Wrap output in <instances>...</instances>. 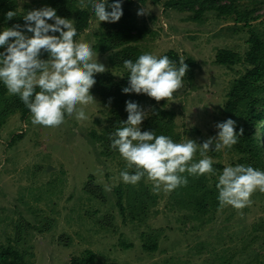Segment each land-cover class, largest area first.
Returning a JSON list of instances; mask_svg holds the SVG:
<instances>
[{
	"label": "rangeland",
	"instance_id": "rangeland-1",
	"mask_svg": "<svg viewBox=\"0 0 264 264\" xmlns=\"http://www.w3.org/2000/svg\"><path fill=\"white\" fill-rule=\"evenodd\" d=\"M131 1L130 19L136 27L146 28L139 40L130 43L139 56L147 53L158 58L174 50L195 62L192 80L185 76L184 87L174 94L177 101L159 103L175 113V143L192 139L197 144L192 162H198L204 158L200 143L218 134L217 123L231 118L237 129L242 122L240 115L225 112L224 105L232 81L249 67L244 61L249 31L264 30V0L238 1V9L250 12L241 22L235 21V13L220 16L209 10L193 20L192 11L165 8L163 0ZM45 2L7 0L22 16L43 8ZM87 3L80 0L78 5ZM145 7L150 11L138 15ZM5 28L1 24L0 31ZM101 31V22L92 14L77 41L92 46ZM219 48L237 52L240 61L230 67L217 64ZM115 52H98V61L106 66L104 73L118 80L124 71L111 65ZM91 93L95 101L84 108L87 120L66 115L63 124L51 128L34 126L31 113L22 117L17 112L0 127L2 246L18 249L30 264H73L88 252L93 255L90 264H264V193L255 192L251 206L242 210L209 201L208 210L200 213L183 204L181 200L190 194L180 187L154 194L146 178L136 185L124 183L120 172L126 162L111 148L109 134L127 120L126 103L105 102L100 93ZM138 104L148 113L142 131L152 108L147 102ZM100 135L108 137L105 144ZM258 136L264 151V131ZM206 156L215 170V175L205 174L211 187L227 166L243 164L264 171V165L249 159L238 143L218 152L210 150ZM103 184H110L112 191L106 194ZM91 186L94 193L87 189ZM144 242H155L156 248L147 250Z\"/></svg>",
	"mask_w": 264,
	"mask_h": 264
},
{
	"label": "clouds",
	"instance_id": "clouds-1",
	"mask_svg": "<svg viewBox=\"0 0 264 264\" xmlns=\"http://www.w3.org/2000/svg\"><path fill=\"white\" fill-rule=\"evenodd\" d=\"M88 3L99 22L115 23L123 16L122 0H113L111 11L107 10L108 0H88ZM149 11L145 7L137 14L145 15ZM15 16L14 11L6 14L9 20ZM23 19V26L17 24L0 32V47L5 49L0 52V82L10 94L19 95L31 113L34 126L59 127L66 115L77 121L87 120L84 108L95 101L90 91L96 83L95 74L107 71L98 61V52L89 43L75 40L77 29L71 20L57 15L52 7L28 11ZM43 53H48L47 59L41 58ZM123 67L128 72L129 85L122 91L147 94L157 102L177 101L174 94L184 87L189 70L183 57L177 67L167 55L157 58L147 53L135 62L125 59ZM126 111L128 118L121 122L123 127L111 136V148L118 150L126 162L120 177L131 185L146 178L154 194L171 193L186 186L188 179L184 173L215 175L213 161L206 154L210 150L231 148L244 135L242 127L236 131V121L231 118L217 123L218 134L200 143V155L204 158L193 163L198 150L194 140L175 143L168 136H156L154 131H141L148 113L137 102L127 101ZM216 187L221 208L232 206L242 210L251 206L255 192L264 193V171L243 164L227 166L219 175ZM103 190L110 193L112 186L103 184Z\"/></svg>",
	"mask_w": 264,
	"mask_h": 264
},
{
	"label": "trees",
	"instance_id": "trees-1",
	"mask_svg": "<svg viewBox=\"0 0 264 264\" xmlns=\"http://www.w3.org/2000/svg\"><path fill=\"white\" fill-rule=\"evenodd\" d=\"M44 7H52L56 9L57 15L67 18L72 21L74 27L77 29V35L75 40L87 29L89 26L90 17L94 12L91 9L89 3L85 7L78 5L80 0H45ZM162 0H153L155 3H160ZM223 1V2H222ZM163 0L165 8L175 9L177 11H189L193 12L192 19H200V15L209 10H214L218 15L236 14L235 21L241 22L248 18L249 11L238 9V1L240 0ZM253 2H258V0ZM113 0H108L107 10L111 11L110 5ZM131 0H124L122 2L123 16L118 22L107 23L101 21L102 31L99 32L97 41L93 43L92 48L98 52L116 51L111 60V65L122 69V77L116 80L113 75L109 73L95 74L96 83L90 91H95L102 95V99L107 101H113V103H123L132 100L137 103L147 102L151 105L152 114L145 122V126L142 131H154L156 136L165 135L170 137L173 142L176 141V136L173 132L175 125V113L167 108H164L154 98L149 97L147 94L136 93H124L122 89L129 85L128 72L123 67V61L125 59H131L135 62L139 55L137 49L130 43L133 39H138L142 30H146L145 27H136L131 18L130 6ZM9 11L16 12V8H10L6 1L0 2V28L1 24H6L7 28H11L14 25H24L25 21L21 14L16 12V16L11 20L6 18V14ZM137 33L136 36L132 35ZM3 32V31H0ZM59 35V33H49ZM132 36V37H131ZM249 48L244 55V61L249 65L245 72L239 77L235 78L229 91L227 92V100L224 105L225 112L235 115L238 114L242 117L240 126L244 129V135L239 136L238 145L240 149L256 163H262L264 165V151L259 145L260 137L258 133L264 131L262 120L264 119V30L257 32L255 28L249 31L248 36ZM117 49V50H116ZM4 47H0V52H3ZM167 55L171 60L179 67V54L174 50H169L163 53L160 57ZM42 59L48 58V53H43ZM159 58V57H158ZM241 56L232 50L219 48L215 54V62L219 65L230 67L236 62L240 61ZM185 63L189 66V70L186 73V78L192 80L193 77V65L194 60L192 58H185ZM39 91V88L36 89ZM7 89L0 82V127L6 121L9 115L14 113H20L22 117L30 113L29 109L20 99L19 95L7 94ZM112 136L109 134V137ZM107 136L100 135L98 139L105 144ZM264 139V136H263ZM110 146V145H108ZM134 172V169L131 170ZM187 177L188 184L186 186H180V189L185 190V199L181 200L183 204H189V207H194L197 212L204 213L208 210V206L211 204L209 201H215L212 205H219L218 201V189L214 186H208V178L203 176H194L187 173L182 174ZM88 191L94 193V186L87 187ZM120 192V191H119ZM118 192V193H119ZM145 192V189H144ZM120 192L118 196V204H121ZM141 196V195H140ZM143 246L147 250H153L156 248L155 242H144ZM93 262V255L88 252V255L83 258H78L73 264H90ZM0 264H30L24 259V255L11 245L2 246L0 244Z\"/></svg>",
	"mask_w": 264,
	"mask_h": 264
}]
</instances>
